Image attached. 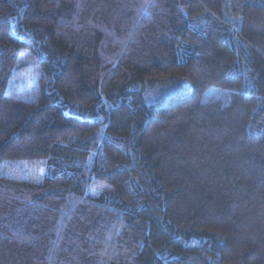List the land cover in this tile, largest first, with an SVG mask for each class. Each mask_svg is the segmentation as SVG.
Listing matches in <instances>:
<instances>
[{
  "label": "trees",
  "instance_id": "trees-1",
  "mask_svg": "<svg viewBox=\"0 0 264 264\" xmlns=\"http://www.w3.org/2000/svg\"><path fill=\"white\" fill-rule=\"evenodd\" d=\"M0 264H264V0H0Z\"/></svg>",
  "mask_w": 264,
  "mask_h": 264
},
{
  "label": "snow or ice",
  "instance_id": "snow-or-ice-1",
  "mask_svg": "<svg viewBox=\"0 0 264 264\" xmlns=\"http://www.w3.org/2000/svg\"><path fill=\"white\" fill-rule=\"evenodd\" d=\"M146 10V9H145ZM42 171V170H41Z\"/></svg>",
  "mask_w": 264,
  "mask_h": 264
}]
</instances>
